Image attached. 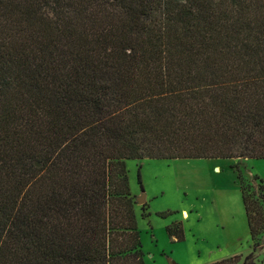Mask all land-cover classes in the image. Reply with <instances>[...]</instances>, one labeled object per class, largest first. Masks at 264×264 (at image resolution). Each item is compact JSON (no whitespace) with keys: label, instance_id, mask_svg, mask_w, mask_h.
Segmentation results:
<instances>
[{"label":"trees","instance_id":"obj_1","mask_svg":"<svg viewBox=\"0 0 264 264\" xmlns=\"http://www.w3.org/2000/svg\"><path fill=\"white\" fill-rule=\"evenodd\" d=\"M203 158L264 159V0H0V264H144L125 161Z\"/></svg>","mask_w":264,"mask_h":264},{"label":"rangeland","instance_id":"obj_2","mask_svg":"<svg viewBox=\"0 0 264 264\" xmlns=\"http://www.w3.org/2000/svg\"><path fill=\"white\" fill-rule=\"evenodd\" d=\"M125 164L144 264H208L251 250L241 190L258 195L264 159H127ZM142 193L145 200L138 203ZM167 211L172 213L158 215ZM176 222L183 230L180 241L165 230ZM256 240L253 261L264 264V230Z\"/></svg>","mask_w":264,"mask_h":264},{"label":"water","instance_id":"obj_3","mask_svg":"<svg viewBox=\"0 0 264 264\" xmlns=\"http://www.w3.org/2000/svg\"><path fill=\"white\" fill-rule=\"evenodd\" d=\"M144 200H145V195H144V193H142L139 197L136 198V201H137L138 203H142V202H144ZM173 264H176V263L173 262Z\"/></svg>","mask_w":264,"mask_h":264},{"label":"crops","instance_id":"obj_4","mask_svg":"<svg viewBox=\"0 0 264 264\" xmlns=\"http://www.w3.org/2000/svg\"><path fill=\"white\" fill-rule=\"evenodd\" d=\"M184 212H185V211H184ZM225 255H226V256L222 255L223 258H224V257H227V256H230L231 254H230V253H226ZM217 259H220V258H217ZM217 259H216V260H217Z\"/></svg>","mask_w":264,"mask_h":264}]
</instances>
